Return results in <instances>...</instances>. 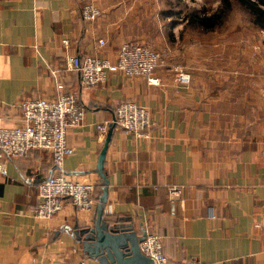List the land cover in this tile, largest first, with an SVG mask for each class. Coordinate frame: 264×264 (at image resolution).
Wrapping results in <instances>:
<instances>
[{
	"label": "crops",
	"instance_id": "crops-1",
	"mask_svg": "<svg viewBox=\"0 0 264 264\" xmlns=\"http://www.w3.org/2000/svg\"><path fill=\"white\" fill-rule=\"evenodd\" d=\"M92 1L101 11L95 23L82 18ZM138 10L123 0H0V128L22 123L23 100L56 96V81L86 109L84 123L67 135L75 153L63 163L66 175L96 186L106 134L98 125L115 120L123 101L147 107L149 138L115 128L105 160L109 179L107 212L126 219L138 235L161 237L173 261L198 264H264V81L239 78L234 69L175 81L171 64L144 78L110 74L104 84L82 88L69 58L117 60L126 41L146 40L134 31ZM99 39L106 46H99ZM69 41V46L63 44ZM236 76H233L232 72ZM255 76V77H254ZM229 77V78H228ZM9 177L0 179V264H101L87 257L70 229L92 226L94 213L70 202L51 220L35 217L38 185L57 174L50 153L34 151L5 160ZM180 193L171 202L168 186Z\"/></svg>",
	"mask_w": 264,
	"mask_h": 264
},
{
	"label": "built area",
	"instance_id": "built-area-1",
	"mask_svg": "<svg viewBox=\"0 0 264 264\" xmlns=\"http://www.w3.org/2000/svg\"><path fill=\"white\" fill-rule=\"evenodd\" d=\"M81 14L84 21L95 23L102 11L96 3L89 2L83 6ZM63 44L67 47L69 41L63 40ZM106 44L105 39H99L101 48ZM162 60L160 53L144 43L126 41L121 45L115 62L97 56L75 55L69 58L68 68L80 74L81 86L85 89L104 84L110 74H121L128 79L144 78L150 85L160 86L162 82L156 71L162 66ZM191 80L189 73L175 71L177 83L185 85ZM56 91L52 99L23 100L20 104L21 125L0 128V179L9 177L6 159H23L34 151H46L52 156L57 174L49 176L38 185L40 200L33 209L35 217L44 220L53 219L65 208L67 202L78 212L87 214L94 213L97 205L96 186L70 179L63 169L66 158L75 153V149L68 143V132L84 123L86 109L78 96L67 91L58 79ZM114 123L116 128L137 139L149 138L153 125L150 110L132 101L119 103ZM97 128L105 135L108 125H98ZM167 191L171 202H175V195L180 193V188L170 185ZM255 227L264 230V213ZM140 250L155 264H198L196 260H171L157 234H147L140 243Z\"/></svg>",
	"mask_w": 264,
	"mask_h": 264
},
{
	"label": "rangeland",
	"instance_id": "rangeland-1",
	"mask_svg": "<svg viewBox=\"0 0 264 264\" xmlns=\"http://www.w3.org/2000/svg\"><path fill=\"white\" fill-rule=\"evenodd\" d=\"M123 1L138 10L140 25L134 31L146 40L145 46L162 55V64H171L174 74L183 70L191 78L203 79L209 70L227 74L235 68L239 78L251 79L260 73L264 81V30L239 1L231 0L229 9L223 0ZM216 16L212 30L193 22Z\"/></svg>",
	"mask_w": 264,
	"mask_h": 264
},
{
	"label": "water",
	"instance_id": "water-1",
	"mask_svg": "<svg viewBox=\"0 0 264 264\" xmlns=\"http://www.w3.org/2000/svg\"><path fill=\"white\" fill-rule=\"evenodd\" d=\"M116 124H110L104 147L99 155L96 172L102 179L103 192L98 199L92 226L70 229L81 244L83 253L101 264H155L140 250L147 232L141 235L135 230L131 221L113 219L107 212L109 197V179L105 172V160L113 137Z\"/></svg>",
	"mask_w": 264,
	"mask_h": 264
},
{
	"label": "trees",
	"instance_id": "trees-1",
	"mask_svg": "<svg viewBox=\"0 0 264 264\" xmlns=\"http://www.w3.org/2000/svg\"><path fill=\"white\" fill-rule=\"evenodd\" d=\"M231 0H223L222 5L225 6L226 9H229L231 7L230 5ZM242 5L247 7L253 15L256 17V24L261 29L264 30V0H237ZM223 8H221V11ZM218 17H201L195 19L193 22L198 24L199 26H202L206 30H212L216 25ZM97 192V190H96ZM95 192V199L98 202L99 197L101 196L103 192V187L101 186V190L99 192V196H97V193Z\"/></svg>",
	"mask_w": 264,
	"mask_h": 264
}]
</instances>
